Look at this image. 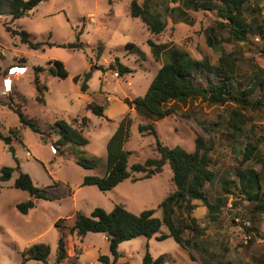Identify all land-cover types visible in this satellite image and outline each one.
<instances>
[{
  "label": "rangeland",
  "instance_id": "374dc122",
  "mask_svg": "<svg viewBox=\"0 0 264 264\" xmlns=\"http://www.w3.org/2000/svg\"><path fill=\"white\" fill-rule=\"evenodd\" d=\"M131 1L46 0L13 23H9V17L0 16V134L9 138L8 144L0 139V168H13L11 178L0 181V264H22V251L37 243L49 246L46 262L53 264L60 232L64 235L66 251L62 264H113L104 236L89 233L78 239L69 232L75 212L90 214L95 208L109 212L117 203L131 213L151 209L159 217V203L174 189L168 164L149 178L135 182L126 179L105 193L95 186L81 185L84 176L103 175L106 141L120 119L129 113V138L123 148L130 152L128 164L132 165L157 157L154 137L147 131L139 132V124H152L163 145L170 148L178 145L192 151L196 135H202L206 142L209 140V131L202 125L213 130L214 124L221 123L233 106H208L196 100L179 107L176 115L162 120L147 119L129 109L125 100L132 101L145 93L163 61L162 58L154 60L148 39L154 44L183 49L195 59L206 58L216 64L220 52L208 44L210 30L214 28L217 38L222 40V49L238 60L236 81L242 82V87L254 74L264 70V31L261 35L255 30L262 26L264 5L260 15L245 16L253 27L247 41L230 42L226 40L227 33L217 26L222 19L209 11H188L185 20L168 18L161 33L150 34L139 18L130 17ZM135 1L141 3L143 0ZM177 3L175 0L171 5ZM3 22H8L13 29L25 30L34 41L53 42L60 47L30 50L17 36L11 37L6 32ZM70 43L81 47L69 49L67 44ZM128 44H133L134 48L127 47ZM113 58H118L132 72L118 77L116 72L108 70ZM53 60L63 63L68 72L66 78L53 77L49 73V62ZM34 66L42 67L38 77L46 88L43 104L36 101L32 79ZM100 66L105 70L99 69ZM89 69L91 75L86 82V91H81L83 74ZM76 76L79 79L74 81ZM257 94L258 91L252 99ZM91 102L104 107V117L86 110V105ZM6 103L20 107L22 114L35 120L41 131H51L53 141L59 136L56 121L78 126L81 118L86 117L82 136L87 144H68L56 151L49 140L45 143L40 134L21 126L17 116L2 105ZM245 114L257 126L254 138L264 136V108L247 110ZM240 140L235 146L238 151L242 149L243 139ZM214 142L212 167L218 179L215 183L205 184L203 189L210 203L224 198V206L212 220L202 203L195 201L196 208L191 215L182 208L176 209L174 221L190 225L189 218H194L203 228V249L214 254L208 264H264V213H257L256 202L244 193L245 190L252 191L247 182L250 170L259 175V193L264 192V143L258 147L260 161L241 165L240 155L233 151L232 138L224 129L217 133ZM78 157L99 160V163L92 170L83 169L75 164ZM19 171L27 173L36 187H47L48 193L58 194V200H38L36 207L27 214L18 213L14 205L30 198L27 192L13 186ZM133 176L139 178L142 174ZM223 176L233 182L228 187L230 194L222 190L220 177ZM55 183L59 186L53 187ZM68 188L72 190L71 195H67ZM58 218L64 219L59 229L54 227ZM160 232L167 233V230L163 228ZM191 234L187 229L183 236L190 237ZM146 244L152 258L165 256L163 264H203L199 251L190 250L195 258L191 261L189 250L179 247L171 238L157 241L155 236L149 239L139 236L120 243L117 249L120 256L114 264H142ZM100 255L107 256L108 263L101 262ZM24 264L38 263L29 260Z\"/></svg>",
  "mask_w": 264,
  "mask_h": 264
},
{
  "label": "trees",
  "instance_id": "16d2710c",
  "mask_svg": "<svg viewBox=\"0 0 264 264\" xmlns=\"http://www.w3.org/2000/svg\"><path fill=\"white\" fill-rule=\"evenodd\" d=\"M43 1L46 0H0V16L9 17V23H13L15 20L28 15ZM171 3H175V0H143L141 3L132 0L129 4V15L131 18H139L150 34L157 35L165 29L168 18L173 21L185 20L188 11L215 12V15L222 19V21L217 22V26L220 31L224 30L227 33V41L246 42L253 27L247 23L245 16L260 15L264 0H178L176 5H171ZM9 23L3 22L6 32L11 37L17 36L19 42L30 50L40 49L43 51L45 48L60 47L53 42L34 41L25 30L13 29ZM255 30L257 33L263 34L264 20L262 26L255 27ZM214 31V28L210 30L208 44L213 50L220 52L216 64L210 63L206 58L195 59L183 49L166 44H154L148 39L147 44L154 60L158 61L162 58L163 61L145 93L135 97L132 101L125 100L128 108H132L139 116L154 120H162L168 116L176 115L179 107H184L196 100H200L208 106L233 104L222 122L214 124L213 130L210 131L202 125L204 130L209 131V140L206 142L203 136L198 134L194 139L192 151H187L178 145L170 148L161 143L152 124H139V132L147 131L149 135L154 137L157 157L147 158L143 163L129 165L130 152L123 148L124 143L129 138L131 125L129 113H126L106 141V167L103 175L84 176L82 179V186H95L100 192L105 193L126 179L135 182L149 178L152 174L159 173L165 164H168L171 170V181L174 189L159 203V217L154 215V210H143L139 214H134L117 203L113 204L109 212L100 208H95L90 214L75 212L69 232L78 239H82L89 233L103 235L108 244V251L113 258V264L120 256L117 250L118 245L139 236L147 239L155 236L157 241L171 238L179 247L189 250L188 256L191 261L195 259L190 253V250L193 249L199 251L203 258V264H208L209 258L214 257V254L203 249L201 243L203 228L197 225L194 218H189L190 225L177 224L173 218L175 210L182 208L187 215H191L196 208L193 202L200 201L206 208L209 219L215 220L217 211L224 206L226 202L224 198H218L214 204L210 203L203 189L205 184L215 183L218 179L217 172L212 167V153L215 146L214 138L222 129L231 136L233 151L240 155L241 165L249 161L261 160L258 147L264 143V136L254 138L257 126L252 124L245 112L247 110L260 111L264 108V70L261 71L262 73L254 74L242 87L243 83L236 81L238 76L236 74V62L238 60L232 53L222 49V40L217 38ZM127 47L133 49L134 45L128 44ZM49 63L48 71L53 77L66 78L68 76V72L61 61L53 60ZM99 69L105 70L101 66ZM107 69L116 72L118 77H123L132 72L129 67L120 63L118 58H113V62L108 65ZM32 70L36 101L43 104V92L46 88L40 84L38 77L42 67L34 66ZM90 75L91 69L83 74L81 91H86V82ZM78 79L76 76L74 81ZM256 91L258 94L252 99ZM2 105L7 106L17 116L21 126L40 134L45 143L49 140L56 151L68 144L77 146L87 144V140L82 136V130L87 125L86 117L81 118L78 126H72L62 120L56 121L55 125L59 130V136L53 141L51 139L52 132L41 131L35 120L28 119L22 114L20 107L7 103ZM86 110L98 117H104L102 105L91 102L86 105ZM10 133L12 134L13 131ZM0 139L8 144L9 138L0 134ZM240 139H243L242 149L238 151L235 146L241 141ZM98 163L99 160L83 157H78L75 160L76 165L87 170L94 169ZM12 172V167H1L0 181H8ZM248 173L250 174V179L247 181L248 187H252V191L245 190L244 193L256 202L255 211L264 213V192L259 193L261 189L259 175L252 170ZM134 174H142V176L135 178ZM220 182L222 190L230 194L228 187L233 182L224 176L220 177ZM54 185L53 187L59 186L58 183ZM13 186L27 192L30 197L28 200L14 205L15 210L23 215L34 209L38 200L52 201L59 198L58 194L56 196L48 193L47 187H36L31 177L24 172L19 171ZM71 193L72 190L68 188L67 195H71ZM63 220V218H58L54 222V227L61 228L60 223ZM163 228L167 230V233L160 232ZM187 229L192 233L190 237L183 236ZM49 253L48 245L33 244L22 251V264L29 260H34L38 264H48L46 260ZM204 255L208 258H205ZM65 257L64 235L60 232L53 264H62ZM99 260L103 263L109 261L105 255H100ZM164 261V255L152 258L148 245H145L142 264H163Z\"/></svg>",
  "mask_w": 264,
  "mask_h": 264
},
{
  "label": "water",
  "instance_id": "95a60500",
  "mask_svg": "<svg viewBox=\"0 0 264 264\" xmlns=\"http://www.w3.org/2000/svg\"><path fill=\"white\" fill-rule=\"evenodd\" d=\"M80 47L81 46L79 44H73V43L67 44V48H69V49H78Z\"/></svg>",
  "mask_w": 264,
  "mask_h": 264
},
{
  "label": "built area",
  "instance_id": "2783aa9c",
  "mask_svg": "<svg viewBox=\"0 0 264 264\" xmlns=\"http://www.w3.org/2000/svg\"><path fill=\"white\" fill-rule=\"evenodd\" d=\"M15 69H17V68H15ZM25 69V68H24ZM24 69H21V70H24ZM7 81H5V83H6ZM7 86V85H6ZM245 238V237H244ZM247 238L249 239V236H247ZM247 238H245V241H246V239Z\"/></svg>",
  "mask_w": 264,
  "mask_h": 264
},
{
  "label": "bare ground",
  "instance_id": "6f19581e",
  "mask_svg": "<svg viewBox=\"0 0 264 264\" xmlns=\"http://www.w3.org/2000/svg\"><path fill=\"white\" fill-rule=\"evenodd\" d=\"M7 83H10V82H7ZM6 85H8V84H6Z\"/></svg>",
  "mask_w": 264,
  "mask_h": 264
},
{
  "label": "crops",
  "instance_id": "0c3cea01",
  "mask_svg": "<svg viewBox=\"0 0 264 264\" xmlns=\"http://www.w3.org/2000/svg\"><path fill=\"white\" fill-rule=\"evenodd\" d=\"M103 236V235H102Z\"/></svg>",
  "mask_w": 264,
  "mask_h": 264
}]
</instances>
